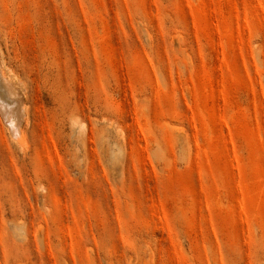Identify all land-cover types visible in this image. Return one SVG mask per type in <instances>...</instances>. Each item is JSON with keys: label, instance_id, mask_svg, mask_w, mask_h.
I'll return each mask as SVG.
<instances>
[{"label": "rangeland", "instance_id": "1", "mask_svg": "<svg viewBox=\"0 0 264 264\" xmlns=\"http://www.w3.org/2000/svg\"><path fill=\"white\" fill-rule=\"evenodd\" d=\"M0 54V264H264V0H0Z\"/></svg>", "mask_w": 264, "mask_h": 264}, {"label": "bare ground", "instance_id": "2", "mask_svg": "<svg viewBox=\"0 0 264 264\" xmlns=\"http://www.w3.org/2000/svg\"><path fill=\"white\" fill-rule=\"evenodd\" d=\"M6 67L5 60L0 54V88L2 90V93L0 92L2 94L0 95V108L6 118L11 139L15 140L20 147L25 145V140L19 123L22 118H25L27 110L22 97L23 85L20 80L12 76L13 73L11 74Z\"/></svg>", "mask_w": 264, "mask_h": 264}]
</instances>
